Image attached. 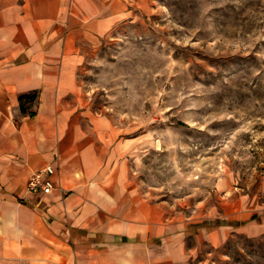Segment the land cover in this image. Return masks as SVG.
Listing matches in <instances>:
<instances>
[{
  "label": "rangeland",
  "instance_id": "374dc122",
  "mask_svg": "<svg viewBox=\"0 0 264 264\" xmlns=\"http://www.w3.org/2000/svg\"><path fill=\"white\" fill-rule=\"evenodd\" d=\"M82 49L80 101L123 141L133 199L181 221L264 206V0H149ZM195 244L191 264H264V235Z\"/></svg>",
  "mask_w": 264,
  "mask_h": 264
},
{
  "label": "crops",
  "instance_id": "0c3cea01",
  "mask_svg": "<svg viewBox=\"0 0 264 264\" xmlns=\"http://www.w3.org/2000/svg\"><path fill=\"white\" fill-rule=\"evenodd\" d=\"M149 0H0V264H191L195 242L264 235V206L181 221L135 200L123 141L80 101L82 45ZM35 93V100L19 96ZM55 168L51 193H26ZM194 238L193 247L187 237Z\"/></svg>",
  "mask_w": 264,
  "mask_h": 264
},
{
  "label": "built area",
  "instance_id": "2783aa9c",
  "mask_svg": "<svg viewBox=\"0 0 264 264\" xmlns=\"http://www.w3.org/2000/svg\"><path fill=\"white\" fill-rule=\"evenodd\" d=\"M52 164H47L39 170L32 172L26 182V193L31 195L49 194L54 188L51 179L54 173Z\"/></svg>",
  "mask_w": 264,
  "mask_h": 264
},
{
  "label": "trees",
  "instance_id": "16d2710c",
  "mask_svg": "<svg viewBox=\"0 0 264 264\" xmlns=\"http://www.w3.org/2000/svg\"><path fill=\"white\" fill-rule=\"evenodd\" d=\"M30 98L31 100H35V93H28V94H21L19 96V100H20V105H21V109H22V104H23V100Z\"/></svg>",
  "mask_w": 264,
  "mask_h": 264
}]
</instances>
